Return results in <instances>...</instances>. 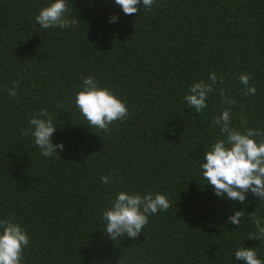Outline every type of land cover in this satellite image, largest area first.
<instances>
[{
    "label": "trees",
    "instance_id": "trees-1",
    "mask_svg": "<svg viewBox=\"0 0 264 264\" xmlns=\"http://www.w3.org/2000/svg\"><path fill=\"white\" fill-rule=\"evenodd\" d=\"M52 2L0 0V219L27 229L24 264H244L241 246L264 260V243L248 239V214L264 219V201L217 197L200 170L223 138L213 124L227 107L220 87L236 100L231 126L264 131V0H155L151 10L141 0L134 15L115 0H67L77 26L43 29L35 17ZM211 73L224 84L198 114L184 96ZM247 73L255 95H242ZM89 76L127 103L110 132L89 128L75 105ZM16 81L13 98L5 89ZM41 109L60 157L22 135ZM120 191L166 194L172 207L137 238L113 241L103 213ZM241 210L240 227L227 222Z\"/></svg>",
    "mask_w": 264,
    "mask_h": 264
},
{
    "label": "clouds",
    "instance_id": "clouds-1",
    "mask_svg": "<svg viewBox=\"0 0 264 264\" xmlns=\"http://www.w3.org/2000/svg\"><path fill=\"white\" fill-rule=\"evenodd\" d=\"M126 15H134L138 11L141 0H115ZM143 9L151 10L155 0H142ZM36 22L43 29L60 28L61 30L76 27L79 21L70 18V8L67 0H54L48 6L41 8L35 17ZM118 17L112 16L110 23L117 22ZM251 73L241 74L240 83L244 86L242 95L256 94V87L249 81L253 80ZM210 83L200 80L189 86L188 94L184 101L196 113L202 114L207 108L209 95L214 91V86L223 85L224 78L217 77L216 73L209 75ZM19 81L13 83L11 88L5 91L15 98ZM220 99L227 107L221 114L213 119V124L219 127L222 139H218L211 145L210 150L200 162L202 176L207 184L214 189L217 197L237 201L245 204L246 194L251 193L264 201V131L257 128H245L243 132L231 126L232 107L236 100L225 95V89L220 87ZM75 105L87 120L89 128L95 127L104 132H110L109 127L116 121L123 123L130 115L127 103L122 101L113 90L101 87L94 77L83 80L82 90L76 94ZM57 127L54 118L47 109H41L29 121L28 127L22 135L34 137V143L40 148V154L44 157L58 155L57 149L63 151L64 145L53 144L52 136ZM60 157V156H59ZM109 173L102 177L104 184L113 181ZM226 194V196H225ZM172 207L166 194L145 191L127 192L120 191L111 202V207L103 213L106 222L105 232L113 241L121 237L137 238L144 227L149 223V217L161 211H167ZM245 211H235L228 218V223L237 227L241 226V220ZM255 225V232L249 233V240H259L264 243V219L257 216L256 212L248 214ZM30 245L27 229L21 227L12 217L0 219V264H24V251ZM236 261L244 264H264V260L258 258L254 247L241 246L234 253Z\"/></svg>",
    "mask_w": 264,
    "mask_h": 264
}]
</instances>
